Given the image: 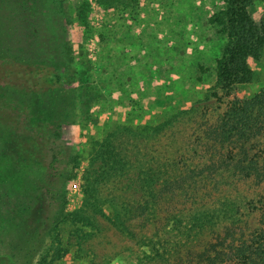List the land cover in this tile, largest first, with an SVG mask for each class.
I'll use <instances>...</instances> for the list:
<instances>
[{"label": "rangeland", "instance_id": "rangeland-1", "mask_svg": "<svg viewBox=\"0 0 264 264\" xmlns=\"http://www.w3.org/2000/svg\"><path fill=\"white\" fill-rule=\"evenodd\" d=\"M78 1L79 15L72 9L73 14L65 19L71 22L73 49L67 59L60 52V22L64 20L53 0H31L34 30L24 20L20 0H0L1 69L17 72L19 67L11 65L13 58L35 57L76 71L75 81L40 94L35 101L45 114H58L68 104L76 121L69 135L80 162L77 175L65 186L64 203V213L78 215L72 222V216L67 218L65 213L59 227L44 237L45 226L51 224L40 215L46 205L38 199L26 220L13 213L24 203L22 191L28 184L13 175L7 167L9 158L0 154V264H212L199 255L204 247L196 235L175 249L164 244L178 237L170 230L171 220L164 219L176 214L183 200L160 203L156 216L135 209L142 193L140 178L150 164L159 166L167 159L183 168L181 158H187L194 147L202 148L197 143L202 132L196 126L202 114L191 112L178 118L175 114L194 107L211 119L231 100L244 102L264 91V49L258 59L248 58L254 76L250 83L236 86L222 103L206 100L215 84L216 59L224 42L211 18L225 6V0ZM248 11L259 21L264 16V0H253ZM159 123L164 127L150 137L141 133L134 138L129 129ZM115 125L119 127L115 141L129 156L127 167L120 176L116 170L103 174L105 179L98 184L101 196L109 202L103 208L109 218L118 216L123 221L120 228L96 209L79 212L83 175L88 170L100 171L98 163L90 161V137L102 140ZM257 217L250 219L252 227ZM208 236L206 231L203 238ZM154 250L162 255L156 257ZM235 259L226 257L218 264H242Z\"/></svg>", "mask_w": 264, "mask_h": 264}, {"label": "trees", "instance_id": "trees-1", "mask_svg": "<svg viewBox=\"0 0 264 264\" xmlns=\"http://www.w3.org/2000/svg\"><path fill=\"white\" fill-rule=\"evenodd\" d=\"M20 1L24 20L34 30L32 2ZM76 1L53 0L58 15L64 20L60 22V52L67 59L73 49L68 30L71 22L66 20L73 14L72 9L79 15V1ZM252 1L225 0V6L211 18V23L219 26L224 42L216 59L215 84L206 94V100L214 98L222 103L236 86L253 80L248 58L258 59L264 49V16L257 22L252 18L248 11ZM4 61L9 63V60ZM11 63L19 67L17 72L9 67L0 68V154L9 158L7 167L13 175L28 184L22 191L24 203L13 213L26 220L33 214L39 199L43 207L46 205V211L42 210L40 215L45 221H51L44 228L46 237L65 218V186L77 175L80 162L73 153L69 135L76 121L68 104H64L58 114H45L35 98L72 83L76 71L59 69L35 57L13 58ZM191 112L202 114L196 125L202 132L201 141H197L202 148L194 147L187 158H181L183 168L173 164V159L159 166L150 164L148 171L142 172L139 185L142 193L135 209L156 216L160 203L179 198L184 204L176 214L164 219L171 220L170 230L178 237L175 235L176 240L164 244L175 249L176 244H185L190 235H196L204 247L199 255L212 264L222 263L226 257L236 258L242 264H264V91L244 102L231 100L222 113H215L211 119L206 112L194 107L175 116ZM163 127L159 123L129 129L132 137L139 138L141 133L150 137L155 129ZM111 129L102 140L90 137V161L98 163L100 171L93 169L90 174L88 170L83 175L84 199L79 212L96 209L120 228L123 221L117 219L118 216L114 219L107 216L103 205L109 202L101 196V184H98L109 171L116 170L120 176L128 163L129 156L115 141L118 125ZM40 215L36 217L42 218ZM77 215L66 213L67 218L72 216V222ZM254 216L258 217L252 227L249 221ZM206 231L209 236L203 238ZM149 242L154 249L153 240ZM154 251L156 257L162 255Z\"/></svg>", "mask_w": 264, "mask_h": 264}]
</instances>
